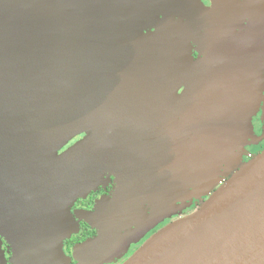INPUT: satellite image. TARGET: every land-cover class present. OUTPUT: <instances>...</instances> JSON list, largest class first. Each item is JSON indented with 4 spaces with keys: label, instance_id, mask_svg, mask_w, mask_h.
Here are the masks:
<instances>
[{
    "label": "water",
    "instance_id": "obj_1",
    "mask_svg": "<svg viewBox=\"0 0 264 264\" xmlns=\"http://www.w3.org/2000/svg\"><path fill=\"white\" fill-rule=\"evenodd\" d=\"M157 1L0 0V264L2 239L13 264H67V207L106 174L78 259L207 196L122 264H264V150L242 162L226 135L248 97L176 26L142 30Z\"/></svg>",
    "mask_w": 264,
    "mask_h": 264
},
{
    "label": "flooded vegetation",
    "instance_id": "obj_2",
    "mask_svg": "<svg viewBox=\"0 0 264 264\" xmlns=\"http://www.w3.org/2000/svg\"><path fill=\"white\" fill-rule=\"evenodd\" d=\"M156 5L157 15L151 23L144 24L142 30L156 32L164 22L176 26L188 39L190 56L194 61L206 60L204 65L207 68L210 62L211 69L213 65L220 69L221 75L217 79L222 81L223 91L247 95L248 99L241 103L245 118L241 123H229L226 135L237 141L236 152L242 162L260 154L264 150V0H159ZM162 18L164 21H159ZM183 90L181 87L178 92ZM83 136L85 134L75 137L59 152ZM107 175L95 189L67 207L71 223L70 236L63 242L67 264L79 262L74 256L75 247L99 236L98 227L91 225L85 216L96 210L97 201L112 197L115 177ZM197 206L194 204L188 212ZM159 228L147 233L137 245L126 248V255L111 264L126 261ZM134 229L121 233L124 238H130ZM2 249L7 264H13L10 261L11 249L3 239Z\"/></svg>",
    "mask_w": 264,
    "mask_h": 264
},
{
    "label": "rangeland",
    "instance_id": "obj_3",
    "mask_svg": "<svg viewBox=\"0 0 264 264\" xmlns=\"http://www.w3.org/2000/svg\"><path fill=\"white\" fill-rule=\"evenodd\" d=\"M208 197L204 196L199 199H190L189 201L182 203L177 201L174 203L172 210L160 214L158 216H152V220L145 226H142V230L134 231L132 237L130 238H120L118 240H105V242H101L99 247L94 248L93 252L89 254L82 253L81 257L83 259H78L77 254L75 253V258L79 261L78 264H111L118 261L124 255H126V248L129 249L132 246L137 245L140 241L149 233L151 230L155 228H161L168 224L169 222L176 220L179 216H184L189 213L195 211L201 202H204ZM197 204L198 206L192 211L188 212V210L194 205ZM188 212V213H186ZM86 242V241H85ZM84 242V243H85ZM83 244V243H82ZM81 245V244H80ZM79 245V246H80ZM79 246L75 247L78 249ZM74 249V251H75ZM134 254V253H133ZM132 254V255H133ZM131 255V256H132ZM85 259V260H84Z\"/></svg>",
    "mask_w": 264,
    "mask_h": 264
}]
</instances>
